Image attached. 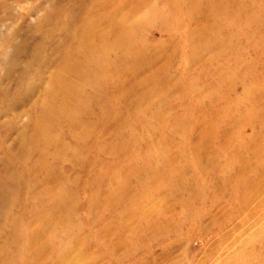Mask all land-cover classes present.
<instances>
[{
  "label": "rangeland",
  "instance_id": "374dc122",
  "mask_svg": "<svg viewBox=\"0 0 264 264\" xmlns=\"http://www.w3.org/2000/svg\"><path fill=\"white\" fill-rule=\"evenodd\" d=\"M0 264H264V0H0Z\"/></svg>",
  "mask_w": 264,
  "mask_h": 264
}]
</instances>
